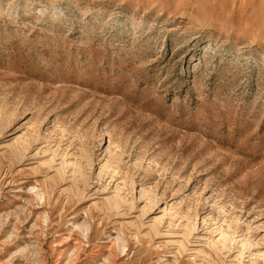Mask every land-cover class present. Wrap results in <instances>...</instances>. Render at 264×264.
<instances>
[{"label": "rangeland", "instance_id": "374dc122", "mask_svg": "<svg viewBox=\"0 0 264 264\" xmlns=\"http://www.w3.org/2000/svg\"><path fill=\"white\" fill-rule=\"evenodd\" d=\"M0 264H264V0H0Z\"/></svg>", "mask_w": 264, "mask_h": 264}]
</instances>
